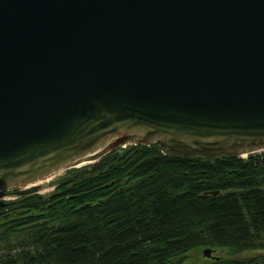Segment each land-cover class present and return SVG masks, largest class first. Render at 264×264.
<instances>
[{
	"label": "water",
	"instance_id": "95a60500",
	"mask_svg": "<svg viewBox=\"0 0 264 264\" xmlns=\"http://www.w3.org/2000/svg\"><path fill=\"white\" fill-rule=\"evenodd\" d=\"M129 139L264 146V0H0V190Z\"/></svg>",
	"mask_w": 264,
	"mask_h": 264
},
{
	"label": "trees",
	"instance_id": "16d2710c",
	"mask_svg": "<svg viewBox=\"0 0 264 264\" xmlns=\"http://www.w3.org/2000/svg\"><path fill=\"white\" fill-rule=\"evenodd\" d=\"M74 173L49 197L0 202V264H264L263 153L139 144Z\"/></svg>",
	"mask_w": 264,
	"mask_h": 264
},
{
	"label": "rangeland",
	"instance_id": "374dc122",
	"mask_svg": "<svg viewBox=\"0 0 264 264\" xmlns=\"http://www.w3.org/2000/svg\"><path fill=\"white\" fill-rule=\"evenodd\" d=\"M137 141H130L131 145H129L128 147L124 148V150H127L129 147H133V146H138L140 144L141 145H147V146H150L149 144H144V143H136ZM154 144V143H152ZM117 148H123V146H118L114 149H117ZM112 149V150H114ZM258 153H263L264 154V147H263V150L261 151H257ZM115 156V155H114ZM242 156L243 158H246L247 155L245 156V154L243 155H240ZM82 162H85V161H82ZM96 163V162H94ZM93 163V164H94ZM90 164L88 163H84V165L81 167L82 168H85V167H88ZM92 165V164H91ZM80 168L77 169L76 167L75 168H71V169H65V170H62L60 172H58V174H53V175H48L47 177H51L48 181H44V184H35V185H39V189L38 190H34V191H31V192H27V193H22V191L20 190H27V189H30V188H33V186H30V187H27V188H24V187H16V186H12L9 188V190H0V202H3L6 203V202H9V201H14V200H17L19 198H21L22 196H26L28 194H40L42 196H45V197H49L51 196L57 189H59L61 186H59L61 184V182H63L64 180H66L67 178L70 179L72 177V172L75 170L76 173V176L79 174V173H83V172H80L79 170H81ZM79 171V172H78ZM75 176V175H73ZM46 177V178H47ZM62 185V184H61ZM15 208V207H14ZM10 210V209H9ZM9 210H5L7 213H9L10 211ZM7 218V217H6ZM207 249V248H206ZM205 251V249L203 250V252ZM202 252V253H203ZM213 254L214 255H217L218 257H220V255H222V253H219V254H216L214 251H213ZM203 255H205V253H203ZM206 256V255H205ZM207 258H210L208 256H206Z\"/></svg>",
	"mask_w": 264,
	"mask_h": 264
},
{
	"label": "flooded vegetation",
	"instance_id": "af4514ba",
	"mask_svg": "<svg viewBox=\"0 0 264 264\" xmlns=\"http://www.w3.org/2000/svg\"><path fill=\"white\" fill-rule=\"evenodd\" d=\"M127 142L128 141H126L125 143H127ZM120 146H122V144ZM130 149H131V147H129L127 150H124V147L122 149L121 148H117V149H114V150L110 149L109 152L108 151H105V152H100V153H97V154H94V155H90V156H87L86 158H84L83 160L84 161H90L88 164L91 165L94 162H98L99 163L101 160L105 159L106 157H108L110 155H113V154H116L115 156L111 157L110 159H107V160H104L103 162H101L102 163L100 165V167H101L104 164L112 163L118 156L125 155L126 153H128L130 151ZM13 208L14 207H11L9 209L11 210ZM9 209H6V210H9Z\"/></svg>",
	"mask_w": 264,
	"mask_h": 264
},
{
	"label": "bare ground",
	"instance_id": "6f19581e",
	"mask_svg": "<svg viewBox=\"0 0 264 264\" xmlns=\"http://www.w3.org/2000/svg\"><path fill=\"white\" fill-rule=\"evenodd\" d=\"M129 143H130V141L132 142V141H134V139H129V140H127ZM135 141H137V143L139 142V143H142V142H140V141H138V140H135ZM131 144V143H130ZM144 144H149L150 145V143L148 142V143H144ZM152 144V143H151ZM264 147V146H263ZM263 147L260 149V150H258V151H261V150H263ZM162 153H164L163 151H162ZM254 153H258L257 151L256 152H254ZM251 154V153H250ZM246 155H249V154H246ZM245 155V156H246ZM90 161H85V162H78V164L77 163H75V164H72L71 166H69L67 169H71V168H77V169H79V168H81L83 165H84V163H89ZM86 172V171H85ZM53 174H58L57 172H54ZM53 174H51V175H53ZM50 175V176H51ZM47 177V178H42V179H40V180H37V181H35V182H33V183H30V184H28V185H26V187L24 186V188H27V187H30V186H33V185H35V184H44V181H48L51 177Z\"/></svg>",
	"mask_w": 264,
	"mask_h": 264
},
{
	"label": "built area",
	"instance_id": "2783aa9c",
	"mask_svg": "<svg viewBox=\"0 0 264 264\" xmlns=\"http://www.w3.org/2000/svg\"><path fill=\"white\" fill-rule=\"evenodd\" d=\"M136 143H137V142H136ZM129 145H131L129 142L122 144V146H123L124 148H126V147L129 146Z\"/></svg>",
	"mask_w": 264,
	"mask_h": 264
}]
</instances>
